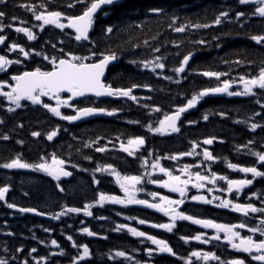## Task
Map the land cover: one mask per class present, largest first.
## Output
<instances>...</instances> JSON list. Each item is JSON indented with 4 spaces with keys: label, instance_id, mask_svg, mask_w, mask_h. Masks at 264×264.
<instances>
[{
    "label": "trees",
    "instance_id": "1",
    "mask_svg": "<svg viewBox=\"0 0 264 264\" xmlns=\"http://www.w3.org/2000/svg\"><path fill=\"white\" fill-rule=\"evenodd\" d=\"M68 2L69 0H51L49 5V0H9L5 9L9 18L3 23H14L18 27L21 26L20 20H24L26 23L23 26L33 30L37 40L29 42L23 34H17L7 27L0 35L7 37L6 43L16 42L24 46L30 52L29 57L33 63L44 55L63 58L61 48L79 55L84 50L72 39V32L67 29L61 32L51 27L41 32L38 27H32L37 25L32 13L18 7L19 4H28L37 7L39 11L48 7L49 10H60L68 15L78 14L80 6L68 8ZM152 8L163 11L156 15L150 11ZM241 9L249 11L247 6L238 5L236 0H123L108 8L107 15L103 12L97 15L90 38L98 52L112 50L118 56L117 64L109 69L106 82L117 88L138 85L132 89L136 100L86 99L83 103L79 101L73 104L77 107L92 106L109 111L115 109L116 118H101L79 125H69L66 121L52 116L47 110L30 103L24 104L14 113H8L7 101L0 97V119L5 121L0 125V135L10 136L8 141L0 140V163L16 155L28 163H38L40 157L50 162L51 156L55 154L75 173L72 181L61 182L32 170L14 172L0 169V187L8 186L10 189L6 193L5 201H0V258L8 259L10 264H20L24 259L29 260L30 264H37V261L39 264H53V261L56 264H70L71 258L82 251L71 246L72 241L67 237L72 236L78 246L87 245L91 254L90 259L80 261L79 264H125L115 262L113 255L117 251L131 252L138 248V243L129 236L127 229L114 233V222L129 225L127 222L132 221L129 226L144 232L146 229L137 222L139 219L157 223L155 221L160 218L150 210L137 208L138 206L114 209L104 204L100 207L97 200L101 192L121 197V191L115 178L107 172H97V166L111 164L122 176L143 175L142 172L149 170L156 157H161L160 162L164 167L174 175H180L182 179L187 178L180 171L186 164L191 166L189 171L193 174V179L197 172L202 175L215 172L217 175L240 179L241 173L229 172L228 163H235L238 167L257 164L250 150L264 152V130L261 127L251 130L253 123L264 126V107H261L264 105V91L259 89H255V96L203 98L194 111L185 115L180 124V132L176 135L161 136L147 131L149 124L158 126V121L165 114L175 112L177 107L186 104L199 91L218 86L224 80L235 81L232 84L233 91H240L242 85L239 77L258 73L264 64V48L256 45L248 36L264 32V24L260 22V18L252 17L250 13L248 20L241 18L236 21L235 12ZM221 11L229 12V16L222 18L220 25H215L214 18ZM12 16L18 19L13 22L10 19ZM173 18L176 19L175 25L172 24ZM241 23L244 27L240 26ZM195 24L212 26L195 28ZM108 25L114 27V34L102 37L101 29ZM184 25H187L184 32L174 31L175 27ZM61 40L64 41L62 44ZM197 41L204 43L198 44ZM52 44H56V48ZM155 48L160 51L155 52ZM3 49L4 47L1 54H5ZM36 52L41 55L36 56ZM189 52L192 56L189 64L185 66V72L177 75L173 69L179 66L183 56ZM7 55L10 59L27 60L15 52ZM157 56L165 58L160 61L165 64L163 70L156 69L152 72L143 67L142 61L153 60ZM237 60L241 61L239 65L234 63ZM33 63L25 65L27 70H34L36 67L41 70L51 68L43 63ZM22 71L24 69L21 66L12 65L7 73L0 74V83H9L11 75L20 74ZM204 71L227 75H222L217 80L215 77L200 75ZM7 90L10 88H5ZM155 108H160L161 111L156 112ZM71 111L65 110L64 114L72 115ZM205 115L208 116L207 120L203 119ZM134 121L139 123H133ZM188 121L195 123L189 124ZM21 124L23 127L17 126ZM57 128V136L48 141L47 133ZM33 131L40 132L41 136L33 137ZM136 136L145 138V145L136 153V157H130L119 150L121 143L126 144L127 139ZM206 138H214L211 148L202 143ZM17 140L23 141V144H17ZM250 140L253 143L249 144ZM193 142L198 145L195 151L199 155H181L192 150ZM97 147H104L106 151L97 152ZM205 149L217 158L214 164L203 160ZM148 152L152 155L149 156ZM172 156L177 158L173 160L170 158ZM145 162L146 166H142ZM73 164L77 167L73 168ZM93 177L100 183L93 184ZM57 184L60 185L59 188ZM147 185L145 180L140 188L144 189ZM60 188L64 191H60ZM6 203L35 208L49 217L41 219L25 215L15 209H8ZM85 204L93 205L89 209L91 216L83 214ZM68 207L80 208L81 211L67 213L59 219L54 218ZM100 216L105 219H98ZM85 227L91 228L97 239H88L86 233L82 232ZM45 228L49 231H44ZM8 232L14 235H6ZM52 240H56L60 247H53ZM33 247L37 252L28 255ZM16 248H23L24 251L17 253ZM60 251H64L66 255H50L51 252ZM13 256L17 257L14 261L11 260ZM42 257L46 259H41Z\"/></svg>",
    "mask_w": 264,
    "mask_h": 264
},
{
    "label": "snow or ice",
    "instance_id": "2",
    "mask_svg": "<svg viewBox=\"0 0 264 264\" xmlns=\"http://www.w3.org/2000/svg\"><path fill=\"white\" fill-rule=\"evenodd\" d=\"M119 3V0H69L67 7L74 8L77 5L80 6V12L75 15H68L63 13L60 10H49L48 7H45L43 11H39L37 7L28 5V4H19L18 7L24 8L26 11L32 13V16L35 21L39 22L38 25L34 24L33 28H39L41 32L45 30L46 26H52L56 29H59L63 32L65 29L72 30L74 36L72 39L80 44L81 48L84 50L81 54L77 55L71 52H66L63 48L60 49V52L63 58H49L47 55L43 56L44 60H48L51 64L50 70H41V68L36 67L31 71H22L20 74L11 75L9 83H0V97H3L7 101L8 113H14L17 109L22 107V101H28L31 105H38L40 108L46 109L48 113H51L52 116L57 117L59 120L68 121L69 123L80 121L84 118L91 117L97 114H103L107 116H114L116 110L111 111L105 108L99 107H77L72 101H76L79 98L88 97H114V98H127L129 100H136V97L132 95V89L138 87V85H132L130 88H117L113 87L111 84L106 82V70L109 69V65L112 62L118 59L116 52L112 50L97 51V46L90 38V31L93 29V25L97 18L98 12H103L104 15L108 14V8ZM236 3L240 6H247L248 12L241 9L235 12V20L240 21L241 18H244L245 21L249 19V13L252 17L260 18V22L264 24V0H236ZM9 4V0H0V33L4 32L5 28H11L17 34H23L26 37L27 41L32 42L37 40V35L28 27L23 26L26 22L20 20L21 26H14V23H9L5 25L3 21L8 17V13L5 11ZM51 0H49V5ZM150 11L156 15H159L163 10L160 8H152ZM229 12L221 11L218 16L214 18L213 23L215 25H220L222 23V18L228 17ZM15 22L18 18L12 16L10 18ZM66 21V22H62ZM172 24H176V19H172ZM139 26V25H137ZM210 24H195V28H208L211 27ZM241 27H244V24H240ZM187 25L177 26L174 28V31L177 33H182L185 31ZM109 34H114V27L111 25L105 26L101 29L102 37H107ZM248 38L251 41H254L256 45L264 48V32L260 34H250ZM7 37L5 35H0V45L4 46V53L0 54V72L7 73L8 68L12 65L21 64L22 61L17 59L8 58V53L15 52L18 55H22L24 59H28L30 52L26 51L24 46H21L19 43L12 42L6 43ZM64 41L61 40L62 44ZM47 43V42H46ZM196 43L202 44L204 41H197ZM53 48H56V44H52ZM155 52H159V48L154 49ZM36 56H40L41 53L36 52ZM192 56V53L183 56V59L180 61L179 66L175 67L173 71L179 75L185 72V66L189 64V60ZM165 59L163 56H157L153 60H145L141 63L143 67L149 69L152 72H155L156 69L163 70L165 64L160 61ZM134 63V61H130ZM237 65L241 61H234ZM200 75L205 77H215L217 80L220 79L222 75H227V73L215 72V71H204ZM166 79H171V77H165ZM240 84L242 85V90L240 91H229L232 87V84L235 81L224 80L222 84L206 88L199 91L197 94L191 96L187 100L186 104L179 106L175 109V112L171 115L165 114L164 118L158 121V126L153 127L151 124L147 126V131L155 134L171 135L172 133H179L180 127H178L177 122L180 121L181 115L188 112L190 109H193L197 106L198 102L205 97H208L210 94H226L229 97H241V96H255L256 93L254 89H259L264 91V64L259 68L257 74H250L247 77L241 75L239 77ZM179 81H177L178 83ZM5 88H10V90H3ZM151 91V89H149ZM66 94L67 98H64ZM47 98L45 101L43 98ZM150 99V97H149ZM48 101H55V106L48 103ZM83 103V101H80ZM261 107H264L262 105ZM62 108H71L75 113L64 114L62 113ZM154 111L160 112V108H155ZM221 115H223L221 113ZM255 115H260V113H255ZM204 120L208 119V116L203 117ZM5 121L0 119V125L4 124ZM133 123H139V121H134ZM189 124L195 123V121H188ZM18 127H23V125H17ZM257 127H261L264 130V126L258 125L257 123L251 124V130L255 131ZM59 128L51 130L47 133L46 139L52 141L54 137L57 136ZM67 131V129H65ZM33 137L41 136V133L38 131H33L31 133ZM10 136L8 134L0 135V140L8 141ZM214 138H206L203 140L204 145H211ZM222 142V141H221ZM17 144H23V141L17 140ZM249 144L253 141H248ZM145 145V138L143 136H136L127 139L126 144L121 143L120 151L126 153L130 157H136V153ZM87 146V145H86ZM196 143H192V150L189 152L182 153L181 155L193 156L199 155L195 150L197 148ZM97 152H105L104 147H97L95 149ZM250 154L256 158V163L261 167H264V152H251ZM148 155L151 156L152 153L148 152ZM90 159L89 157H85ZM168 159L169 157H163ZM171 159L175 160L177 157L172 156ZM161 157H156L155 162L151 164L153 170H159L163 174V177L166 179L158 178L152 180L151 173L146 175L149 177L148 183H156L160 188L167 189L170 193H178L182 199L174 200L170 199L167 196H160L159 202H149L146 199H138L137 192L140 189L137 188V185L141 184L142 179L144 178L141 175H121L116 169L111 165L106 166H97V172H107L110 175L115 177L116 184L119 185L120 191L124 193V198H119L117 196H109L104 193H100L97 204L100 207H103L105 203L111 204H120V205H141L148 209H153L156 212L163 213L164 216L168 217L171 221L170 223H152L150 226L152 228L163 229L167 232H172L175 227V221H190L193 225H199L205 229H213L215 235H212L205 240L201 235L194 236V239L201 244L208 243L210 241H220V233H223V243H226L230 246V249L236 253L247 254L251 258V261L257 262V264H264V239H254L253 235L259 233V237H264V219L260 220L258 226H248L245 222H240L236 224H225V223H215L211 219H198L193 215L185 214L184 212L177 211V208L184 203V197L188 189L190 181L193 180V174L189 171L190 165H184L180 170L181 173L186 176V179H181L180 175H174L168 168L162 167L160 164ZM217 159L213 156L211 152L207 149L203 151V160L204 161H214ZM73 168H76L77 165H71ZM142 166H146L142 164ZM199 167L200 165H196ZM227 167L233 171H238L243 173L245 177L251 176V179H229L227 176L220 175L218 176L215 172H211L210 175H202L197 172L194 175V182L192 187L196 189H201L205 184L214 185L218 180L225 181L227 184L226 189L215 188L216 191H226L228 194L235 192L237 194L236 199H239V193H241L245 188L253 185V181L257 178H264V171H261L256 166H240L238 167L235 163H228ZM0 169H29L34 172H41L48 177H51L53 180L59 181L62 177H71L73 173L71 171L65 170V161L60 159L55 154L50 158V162L45 160L44 157H40V162L38 163H28L21 159L19 155L11 158L10 160L0 163ZM85 171L86 169H79ZM93 184H99L100 181L93 177ZM59 188L60 185L57 184ZM9 187L4 186L0 187V201H5L6 193L9 192ZM60 191H64L63 188H60ZM211 191V189L209 190ZM150 195L155 200L156 193L152 192ZM193 201L199 202L204 205L213 204V200L219 199L218 197L213 196L212 199H207L203 195H194L191 197ZM215 208L219 209H229L232 212L239 213L245 217H249V214L255 213H264V208L255 207L252 203H238L233 202L228 199H221L219 203L213 205ZM8 209H15V211L20 213H33L36 216L44 215L35 208L27 207H18L13 203H6ZM93 207L91 204H85L83 209V214L85 216H91L92 213L89 209ZM80 208L68 207L64 211L57 213L55 219H59L60 216L66 215L67 213H79ZM119 215V213H117ZM98 219H105V217L100 216ZM128 217H125L127 219ZM135 219V217H133ZM139 224L143 225L146 223L144 219H139L137 221ZM125 225H117L116 230L120 231ZM247 229L248 233L253 235H244L242 236L240 231L237 229ZM44 231L48 232L49 229L45 228ZM82 231L88 236H94L96 233L89 230L87 227L83 228ZM127 231L134 237H143L149 241L152 245L155 246V249H146L149 256L153 255V252L156 254H167V256H176L173 248L169 243L164 239H158L153 235H147L143 231H138L136 228H127ZM8 236H13L14 233H6ZM106 239V237H102ZM67 239L72 241V247L82 249L77 256L71 258L70 264H79L80 261H85L90 259V250L87 245L78 246L75 241H73L72 236H68ZM180 239L188 242V238L185 236H180ZM51 244L53 247L59 248L60 245L56 240H52ZM7 251V248H5ZM17 253L23 252V248H16ZM37 249L35 247L31 248L28 252V255L36 253ZM51 256H64L66 253L64 251L60 252H51ZM118 257H125V252L117 251L115 253ZM192 257H195L197 261H204L205 264L209 261H217L218 264H246V259L242 258H232V259H221L216 253L211 251H192L190 256L184 261V264H193ZM111 258V257H109ZM131 259V257H126ZM181 259L180 257H176ZM17 257L13 256L11 260H16ZM41 259H46L42 257ZM0 264H10V261L5 258H0ZM20 264H30L29 260L24 259L20 261ZM39 264V261H37ZM53 264H56L53 261ZM156 264H163V261H157Z\"/></svg>",
    "mask_w": 264,
    "mask_h": 264
},
{
    "label": "flooded vegetation",
    "instance_id": "3",
    "mask_svg": "<svg viewBox=\"0 0 264 264\" xmlns=\"http://www.w3.org/2000/svg\"><path fill=\"white\" fill-rule=\"evenodd\" d=\"M261 170V169H259ZM261 171H264L262 169ZM245 178L251 179L250 176ZM239 199H236L237 194L232 193L228 194L226 191H218V195H215L212 190L210 191V199L213 196L218 197L219 199L213 200V204L211 205H204L199 202L193 201L188 194L183 198L184 203L177 208V211L184 212L188 215H193L195 218L198 219H211L215 222V218L218 222L225 223V224H235L233 221L230 220L231 217L238 218L240 222H245L248 226H258L260 220L264 219V213H255L249 214V217H245L239 213H235L230 211L229 209H219L215 208L213 205L219 203L221 199H228L232 200L233 202L238 203H252L255 207L264 208V178H257L253 181V185L251 188L244 189L241 193L238 194ZM160 196H164L161 195ZM231 197V198H227ZM170 198V197H168ZM172 199V198H170ZM182 199L180 195H177V198L174 200ZM222 218V219H221ZM168 217L163 216L161 219V223H170ZM183 223H188L196 235H201L203 239L208 240L209 237L215 235V232H212L208 229L202 228L199 225H193L190 221H181ZM186 228V224L181 227L183 231ZM240 231L241 235H253L252 233H248L247 229H237ZM194 236H188V242L180 239L179 237L175 238V243H173L174 252L176 256H167V254H159L161 256L157 261H163V264H184V261L190 256L192 251H211L216 253L220 256L221 259H232V258H242L246 259V264H257L255 261H251V258L244 253H236L230 249L226 243H223V233H220L221 240L220 241H210L208 243L201 244L194 239ZM165 239L170 240L168 236H164ZM254 239L260 238L264 239V237H259V233L253 235ZM162 239V238H161ZM164 239V240H165ZM149 242V241H148ZM148 249H155L154 245H151L149 242ZM153 254H156L153 252ZM180 257L181 259H177L176 257ZM156 260L153 261L152 264H156ZM193 264H205L204 261H197L195 257H192ZM207 264H218L217 261H209Z\"/></svg>",
    "mask_w": 264,
    "mask_h": 264
},
{
    "label": "water",
    "instance_id": "4",
    "mask_svg": "<svg viewBox=\"0 0 264 264\" xmlns=\"http://www.w3.org/2000/svg\"><path fill=\"white\" fill-rule=\"evenodd\" d=\"M98 13H99V12H98ZM90 33H91V31H90ZM90 33H89V35H90ZM1 47H2V45H0V48H1ZM115 63H116V61L112 62V64H110L109 67H110L111 65L115 64ZM107 70H108V69H107ZM107 70H106V74H105V76H107ZM217 95H222V94H214V95H213V94H210L209 96H217ZM106 98H108V97H100V98H98V99H106ZM111 98H113V97H111ZM79 99H82V98H79ZM193 109H195V108H193ZM193 109H190L188 112H190V111L193 110ZM102 116H103V114L93 115V116H91V117L84 118V119H82V120H80V121H76L75 123H82V122H85V121H88V120H91V119H94V118L102 117ZM182 118H183V115H181V119H180V121L177 122L178 125H179V123L181 122ZM67 171H68V170H67ZM72 178H73V175H72L71 177H62L61 179L64 180V181H69V180H71ZM26 214L36 216V215H34L33 213H26ZM40 217L45 218L44 215H41Z\"/></svg>",
    "mask_w": 264,
    "mask_h": 264
},
{
    "label": "rangeland",
    "instance_id": "5",
    "mask_svg": "<svg viewBox=\"0 0 264 264\" xmlns=\"http://www.w3.org/2000/svg\"><path fill=\"white\" fill-rule=\"evenodd\" d=\"M54 102H55V101H54ZM147 167H148V166H147ZM156 172H158V170L155 171V170L152 169V171H151V179L153 178L152 180H155V179H154V175L157 174ZM148 179H149V178H148ZM148 179H147V181H148ZM164 179H166V178H164ZM141 184H143V181L141 182ZM141 184L137 185V188L140 189V191L137 192V198H138V199H141L143 196H145V195L147 194V189H146V188H144V189H141V188H140ZM152 184H153V183H152ZM116 185H118V184H116ZM118 187H119V185H118ZM119 189H120V188H119ZM202 189H203V188H201L200 190H202ZM197 192L200 193V191H199L198 189H197ZM121 193H122V196H123L122 198H124V193H123V192H121ZM200 195H203V196H205L206 198H207V196H208V194H203L202 191H201V194H200ZM207 199H208V198H207Z\"/></svg>",
    "mask_w": 264,
    "mask_h": 264
}]
</instances>
